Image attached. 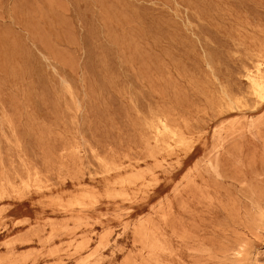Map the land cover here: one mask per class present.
I'll list each match as a JSON object with an SVG mask.
<instances>
[{"label": "rangeland", "instance_id": "rangeland-1", "mask_svg": "<svg viewBox=\"0 0 264 264\" xmlns=\"http://www.w3.org/2000/svg\"><path fill=\"white\" fill-rule=\"evenodd\" d=\"M264 0H0V264H264Z\"/></svg>", "mask_w": 264, "mask_h": 264}, {"label": "bare ground", "instance_id": "bare-ground-1", "mask_svg": "<svg viewBox=\"0 0 264 264\" xmlns=\"http://www.w3.org/2000/svg\"><path fill=\"white\" fill-rule=\"evenodd\" d=\"M249 80L255 88L256 93L259 97L264 98V80L256 79L252 76H249Z\"/></svg>", "mask_w": 264, "mask_h": 264}]
</instances>
